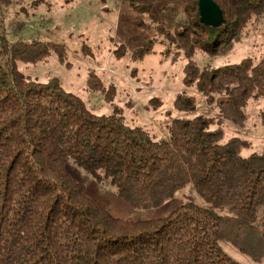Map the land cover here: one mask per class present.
I'll return each instance as SVG.
<instances>
[{"label":"trees","instance_id":"obj_1","mask_svg":"<svg viewBox=\"0 0 264 264\" xmlns=\"http://www.w3.org/2000/svg\"><path fill=\"white\" fill-rule=\"evenodd\" d=\"M213 1L225 24L204 25L196 0L192 26L173 44L183 40L187 83L196 84L218 116L173 119L161 140L130 126L121 110L97 115L58 80L40 83L18 69L52 52L62 58L57 45L2 40L0 264H240L224 245L264 264V148L246 157L251 143L226 140L222 127L224 121L244 129L248 103L264 98V58L218 69L193 61L197 50L216 55L232 44L241 27L264 15V0H237L228 12L226 3ZM10 5L0 0V12ZM88 87L102 90L95 75ZM174 106L185 115L197 110L195 98L184 94ZM260 122L264 127V111ZM69 162L98 183L108 182L136 209L162 207L189 186L205 205L186 203L164 218L125 220L71 176Z\"/></svg>","mask_w":264,"mask_h":264},{"label":"rangeland","instance_id":"obj_2","mask_svg":"<svg viewBox=\"0 0 264 264\" xmlns=\"http://www.w3.org/2000/svg\"><path fill=\"white\" fill-rule=\"evenodd\" d=\"M220 1L226 3L228 12L237 0ZM196 7V0H11L7 12L6 7L0 12V45L2 40L57 45L64 53L62 58L52 52L45 60L19 64L18 69L40 83L58 80L97 115L121 110L130 126L141 127L161 140L168 137L173 119L218 116L217 108L197 91L196 84L187 83L185 67L190 59L179 46L183 40L173 44L192 26ZM241 28L238 38L216 55L195 51V64L201 69H218L247 59L260 62L264 58V15ZM90 75L99 79L101 91L89 89ZM181 94L195 98L196 113L185 115L175 109ZM262 111L264 98L251 100L244 129L223 121L226 140L237 137L251 143L243 151L246 157L263 151ZM68 170L103 208L125 220L164 218L186 203L205 205L189 186L162 207L136 209L120 199L108 182L98 183L72 162ZM224 249L240 264H256L229 245Z\"/></svg>","mask_w":264,"mask_h":264},{"label":"water","instance_id":"obj_3","mask_svg":"<svg viewBox=\"0 0 264 264\" xmlns=\"http://www.w3.org/2000/svg\"><path fill=\"white\" fill-rule=\"evenodd\" d=\"M201 22L208 26L219 28L225 24L222 10L213 0H199Z\"/></svg>","mask_w":264,"mask_h":264}]
</instances>
